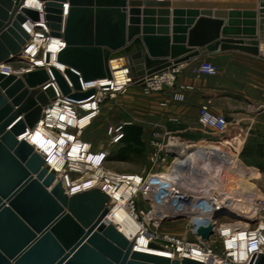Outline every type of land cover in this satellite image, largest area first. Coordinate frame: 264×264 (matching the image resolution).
<instances>
[{"label":"water","instance_id":"water-1","mask_svg":"<svg viewBox=\"0 0 264 264\" xmlns=\"http://www.w3.org/2000/svg\"><path fill=\"white\" fill-rule=\"evenodd\" d=\"M41 1L50 34L65 41L57 54L64 70L50 72L74 100L94 92L83 91L81 80L139 85L146 75L218 47L264 54V0ZM23 2L0 0V63L28 45L26 19L39 20ZM48 79L44 68L0 72V264H217L159 248L102 188L65 192L58 167L28 139L55 96L51 86L39 87ZM224 215L247 219L221 208L213 218ZM212 233V226L197 230L204 241ZM247 264H264V253Z\"/></svg>","mask_w":264,"mask_h":264},{"label":"built area","instance_id":"built-area-1","mask_svg":"<svg viewBox=\"0 0 264 264\" xmlns=\"http://www.w3.org/2000/svg\"><path fill=\"white\" fill-rule=\"evenodd\" d=\"M23 2V6L25 5ZM39 12V20L34 21L26 19L30 28V39L28 45L21 47L20 53L13 57L8 62L0 63V72H12L21 76L23 73L33 71L39 68H44L49 76L48 81L39 85L41 90H46L52 87L55 93L53 99L43 107L39 121L30 129L29 140L37 147L44 150L45 159H51L58 167L61 183L65 192H81L94 187L102 188L109 196L116 190L123 188L128 192L126 202L129 205L131 213L138 220L135 201L138 196H142L154 206L156 196H160L166 203L169 199H177L191 203V208L188 214L204 212V207L207 203H212L217 191L210 188L212 183H207L202 180L201 176L204 165L218 170V184L223 181L220 173L235 169L231 163L226 165V162H218L215 156H208L201 162L196 161L192 167L186 166L185 171H181L178 184L176 185H157L151 184L149 177L134 174L119 173L106 167L108 150H94L92 144L82 138L83 130L89 125L100 111V106L103 100L107 97H115L117 94H124L128 90V85H118L112 80H108L106 85H102L100 79L83 82L81 80L82 90L93 89V94L87 99L74 100L61 93L56 85L54 78L50 72V67L55 66L61 72L64 66L52 61V55L57 61L58 52L65 47V41L62 36H52L50 29L44 19V5L41 0L34 7ZM68 2L63 3L61 30L63 32L64 21L68 13ZM48 57V60H47ZM182 67L178 64H172L162 70L155 71L146 75L140 86V91L143 95H150L154 92L172 91V99L183 101L186 99L187 92L192 91L194 86L189 83H178V75L182 72ZM218 72V68L208 60L192 66L191 73L195 76L214 75ZM71 86V85H70ZM210 100H206L198 107V117L200 121L209 129L210 134L218 135L214 143L221 145H230L234 151V138H227V133L230 129L229 122L223 114H216L210 110ZM165 105V103H162ZM85 119L84 121H82ZM129 121H121L117 124H111L107 128V135L112 141H117L123 136V129L129 125ZM167 143L164 145H156L154 154L151 155V161L155 163L159 154L170 153L174 151L172 164L175 158L181 157V152L170 148L169 143L179 142L181 147L189 149L192 145L203 144L202 142L186 141L171 135L167 136ZM209 138L207 140H210ZM218 140V141H217ZM227 141H232L233 144H225ZM207 142V141H206ZM180 148V146H178ZM230 156V155H229ZM232 158V157H230ZM171 164V165H172ZM213 165V166H212ZM171 167V166H170ZM169 167V168H170ZM193 168L200 171L193 173ZM222 175V174H221ZM187 182H191L194 189L186 192L185 186ZM209 184V185H208ZM209 186V187H208ZM218 189V193H221ZM113 199V198H112ZM119 200L115 199L117 203ZM165 203V204H166ZM261 213H264V206H259ZM154 210L148 212L151 213ZM182 216H189L187 213L179 212ZM177 213V214H179ZM185 214V215H184ZM148 216V215H147ZM164 217H160L157 222H160ZM149 220V219H148ZM150 221V220H149ZM156 222V223H157ZM147 231V229L145 228ZM148 233V232H147ZM150 238L157 243L155 235L150 234ZM218 234L221 237L224 245V256H217L205 243L196 239L194 241L186 240L185 238L166 237L167 245L162 246L176 255L193 256L194 251L204 252L207 256L213 259L217 264H235L233 258L237 251H240L242 244L249 248H254V253H264V223L261 221L255 228L241 227L235 228L232 224H226L218 228ZM247 244V245H246ZM253 253V254H254Z\"/></svg>","mask_w":264,"mask_h":264},{"label":"rangeland","instance_id":"rangeland-1","mask_svg":"<svg viewBox=\"0 0 264 264\" xmlns=\"http://www.w3.org/2000/svg\"><path fill=\"white\" fill-rule=\"evenodd\" d=\"M127 96H129V92L105 98L101 103L98 115L83 130L82 138L90 142L94 150H108L109 154L105 165L116 172L134 174L143 178H147L153 173L170 172L168 168L172 164L174 155L161 153L155 163L151 161V155L154 154L155 146L164 145L168 141L165 134L166 124L160 122L159 126L152 128L148 124L147 115L138 109L134 103L129 101L130 99ZM233 106L231 120L228 121L230 129L226 135L228 139L238 136L242 137L233 141L234 151L229 147L230 145H217L224 151H227V154L233 160H239V162L236 163L230 158L225 159L223 156L221 157L213 148H210V151H213L212 153L217 156V159L226 162V165L231 163L245 168L246 175L238 173L234 169L226 170L220 173L223 181L219 185L218 170L204 165L202 169L204 172L201 178L206 184L213 181L210 188L216 190L217 193L218 189H220L223 191L222 193L239 196L244 199L247 198L256 205L264 206V107L250 99L247 101L242 100L241 103L236 101ZM240 118L241 126L238 123ZM121 121H129L131 123L124 127L123 136L119 140H110L107 135L108 126ZM232 122L236 125L235 128L241 127V132L238 129H232ZM208 136H211L212 139L206 140L207 142L205 141L204 143H214L216 141L214 139L218 138V135L215 134L209 133ZM197 146L206 147L210 145L197 143ZM199 149L200 151L196 147V150L189 151L188 157L184 161L193 159L195 156L200 155L201 151L205 150ZM247 182L252 183L254 188L248 189L250 187L246 186L245 183ZM190 189L193 190L194 186L191 182H187L184 190L188 192ZM183 203L185 204V202ZM134 204L136 211L143 212L142 215L138 213L139 217L137 221L142 227L147 229L148 233L158 237L156 241L158 244L162 246L167 245L166 237L185 238L189 241L199 238L217 256H224L225 253L223 241L218 234L220 226L232 224L235 228H255L261 221L264 223L263 212L255 216L248 214L250 216V218L247 216V219L249 218L248 221L246 218L238 219L225 215L220 216L214 219V224L212 225L213 233L208 240L204 241L197 234L196 227L190 222L189 216L162 219L160 222L154 223L153 221H149V218V220L147 219V215L155 204L153 206L149 201L144 200L141 195L138 196ZM238 213L240 212L238 211Z\"/></svg>","mask_w":264,"mask_h":264},{"label":"crops","instance_id":"crops-1","mask_svg":"<svg viewBox=\"0 0 264 264\" xmlns=\"http://www.w3.org/2000/svg\"><path fill=\"white\" fill-rule=\"evenodd\" d=\"M171 17V16H170ZM171 27V23H170ZM208 60L213 63L218 72L214 75L195 76L191 73L192 66ZM182 67L178 75V83H189L194 86L192 91L187 92L186 99L176 101L172 99V91L154 92L143 95L139 85H128L129 96L134 105L142 110L148 118V124L153 127L159 123H165V134L193 142H202L211 138L208 136L209 129L198 117V107L206 100H210V110L216 114H223L228 121L231 120L234 102L253 100L264 107V54H254L237 48L217 49L203 52L193 59L176 63ZM138 95V96H137ZM141 95V96H140ZM165 103V105H162ZM240 125L241 118L238 120ZM233 130L241 132V125ZM242 137L238 136L237 138ZM218 143H204L201 145H215L197 147L205 149L200 153L210 151L213 148L221 157L227 159L230 156ZM225 144H230L227 141ZM218 150V151H217ZM239 162V160H233Z\"/></svg>","mask_w":264,"mask_h":264},{"label":"bare ground","instance_id":"bare-ground-1","mask_svg":"<svg viewBox=\"0 0 264 264\" xmlns=\"http://www.w3.org/2000/svg\"><path fill=\"white\" fill-rule=\"evenodd\" d=\"M37 3H38V0H26L25 1V5L27 7H34L35 8ZM54 57L52 55V61L54 63H57V61L55 60ZM100 81H101L102 85H106L108 80L107 79H100ZM84 120L85 119H83L82 121H84ZM231 143H232V141H230V144ZM168 146H170V148L173 150L174 149L177 150L178 152H181L182 151L181 149H183V154L181 157L177 156L175 158L174 163L171 165L170 168H168V170H170V172H158V173L151 174L149 177V181L151 182V184H157V185H162V186L169 185V184H172V185L176 184L177 185L178 181H179V177L182 173L181 171H183V170L185 171V169H183V168H185L186 166L192 167L196 163V161L199 160V162H201L202 160L206 159V157H208V156H215L217 158V156L212 153L213 151H207L203 154L195 156L191 160L184 161L188 157V152L192 151V150H196V147H199V146L192 145L191 148L185 149V148H183V146L181 147V143H178V142H174V143L171 142V145L169 143ZM178 146H180V148H178ZM210 146L218 147L215 145H210ZM219 161H221V160L218 159V162ZM231 166L233 168H235L234 170H236L238 173H244L246 175V172H245L246 169L245 168L235 166L233 164H231ZM186 169H187V167H186ZM199 171H200L199 169L193 168V173H198ZM245 184H246V186L250 187V188L247 187L248 189L254 188L253 184L250 182H247ZM127 196H128V192L125 191L123 188H120L119 190L114 191L111 195V197L113 198L114 201H115V199L119 200L117 202V205L125 212V214L128 216V218L134 224V226L147 239H149L153 243H155L150 238V235L147 233L145 228L141 226V224L137 221L135 216L131 213L129 205L126 202ZM154 199H155L154 210L151 213H149L147 216V219L149 218L150 221H153L154 223H156L160 219V217L177 215V213H179V212H184V213L188 214L189 209L191 208V203H188L187 201H183V200L169 199L167 201L168 203L165 204L164 203L165 201L160 196H156V198H154ZM183 202H185V204ZM218 208L224 209L228 212H234V211L238 212L239 211L241 216H244V217H245V215L247 217L248 214L250 216L251 215L255 216V215L261 213L260 207H258L255 203H252L251 200L249 201L247 198L244 199V198H241L239 196H235V195L233 196L231 194H226V193H222V192L217 193L214 196L212 203H207L205 205L204 212L195 213V214L194 213L188 214L190 222L194 225V227H196V229H195L196 232H197L198 228L201 226L208 227V226H212L214 224L213 216H214L215 210ZM250 216H248V217L250 218ZM247 221H248V219H247ZM155 244L159 248H164L158 243H155ZM254 251L255 250L253 247L252 248H249L248 246L245 247V245L242 244L241 250L236 252V255L233 258V261L235 262V264H247L249 262L251 256L253 255ZM192 257H201V258H205V259L213 261V259H211V257L207 256L204 252H201V251L199 252L197 250L194 251Z\"/></svg>","mask_w":264,"mask_h":264},{"label":"flooded vegetation","instance_id":"flooded-vegetation-1","mask_svg":"<svg viewBox=\"0 0 264 264\" xmlns=\"http://www.w3.org/2000/svg\"><path fill=\"white\" fill-rule=\"evenodd\" d=\"M11 264H13V263H11Z\"/></svg>","mask_w":264,"mask_h":264}]
</instances>
